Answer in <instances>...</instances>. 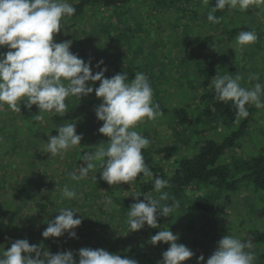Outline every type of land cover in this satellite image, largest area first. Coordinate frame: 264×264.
Masks as SVG:
<instances>
[{"label": "trees", "instance_id": "1", "mask_svg": "<svg viewBox=\"0 0 264 264\" xmlns=\"http://www.w3.org/2000/svg\"><path fill=\"white\" fill-rule=\"evenodd\" d=\"M147 1L67 0L76 13L66 25L76 27L87 22L90 31L85 30L78 39L82 45L89 44L87 50L92 51V42L97 47L107 45L114 50V62L94 68L93 74L106 67V78L113 77L115 69V75L126 72L131 80L136 72H142L151 83L153 103L159 105L162 115L154 121L139 123L135 130L150 141L142 154L152 177H138L131 185L110 186L100 178L98 166L80 182L70 179L69 173H78L84 164L83 155L109 140L99 133L103 122L97 119L95 109L102 100L95 92L80 100L68 98L65 116L45 114L42 121L35 120L39 112L35 105L29 110L22 102L20 112L6 104L0 106V254L15 240L26 239L53 254L71 250L77 262L79 249L102 248L122 258L135 259L139 264H159L170 245L160 242L153 246L150 237L179 224L176 221L182 219L184 203L196 198L195 205L205 212L218 208L213 200L194 196L202 188L230 193L252 186L264 191V146L242 160L232 154L239 149L247 131L262 127L264 132V126L260 125V120H264L262 108L247 106L249 116L237 122L232 103L216 99L210 86L211 80L220 74H239L240 83L246 88L257 82L264 84V68L259 67L257 81L250 79L254 76L249 75L247 66H240L251 59L252 65L264 62V2L253 4L244 12L229 11L226 7L215 13L222 17L220 23L211 24L206 17L216 0H208L207 4L204 0H149L151 11L145 10H150ZM163 26L167 28L165 39L154 37L155 31L159 32ZM207 31L215 39L224 36L221 38L227 44L212 46L215 53L210 75L205 78L203 62L197 59L206 51L201 35ZM241 31H254L257 40L236 53L232 47ZM137 38L138 54L148 52L145 61L136 58L135 51L130 52ZM98 86L96 82L95 87ZM63 123H76L77 134L83 139L81 146L69 150L61 159L51 157L43 149L48 136L58 135L56 126ZM167 125L171 133L162 134ZM214 127L218 132H212ZM220 127L227 132L219 130ZM156 177L168 182L163 191L169 193L170 199L162 203L171 204L174 198L178 207L172 216L157 214V228L145 225L139 231L129 232L127 213L137 202L133 196L140 193L157 197L159 194L153 190ZM65 184L75 189L76 199L61 201ZM139 199L143 201L144 196ZM62 207L79 212L76 217L82 223L74 229L77 237L70 238L66 232L62 237L45 239L42 232L47 222L54 220ZM259 239L264 242V232Z\"/></svg>", "mask_w": 264, "mask_h": 264}, {"label": "clouds", "instance_id": "2", "mask_svg": "<svg viewBox=\"0 0 264 264\" xmlns=\"http://www.w3.org/2000/svg\"><path fill=\"white\" fill-rule=\"evenodd\" d=\"M261 2L264 0H216L206 19L211 24H219L222 17L215 15L217 11L227 7L229 11L238 9L244 12L251 5ZM204 3L207 4L208 0ZM75 13V7L67 0H0V48L9 49L0 52V106L6 104L11 110L20 112L22 102L29 110L35 105L39 109L35 120L42 121L45 114L65 116L68 98L80 100L95 92L96 97L102 100L95 109L97 119L103 122L99 133L109 140L106 144L101 142L94 146V151L85 153L82 157L84 164L79 167L78 173H69L70 179L80 182L98 166L101 169L100 178L110 186L121 183L131 185L138 177L150 178L152 171L142 154L150 141L135 129L145 119L154 121L162 115L159 105L153 103L151 83L142 72H136L131 80L126 72L106 78V67L93 74L91 61L85 62L70 50L71 40L55 42L54 35L60 33ZM256 40L254 31H241L232 49L236 53L241 52ZM103 63V60L99 61L97 67ZM241 79L239 74H220L210 84L216 99L232 103L237 122L249 116L247 106L264 108V84L257 82L254 87L246 88L241 85ZM250 79L258 81L260 77L257 75ZM96 82H99L98 87H95ZM56 130L58 135L48 136L44 153L62 159L69 150L81 146L83 137L77 134L76 123L57 125ZM92 178L97 180V176ZM167 185L165 179L156 177L153 190L159 194L157 197L140 193L133 196L137 202L127 213L129 232L139 231L145 225L157 228V214L172 216L178 202L173 198L171 204L162 203L170 199L169 193L163 191ZM141 195L144 196L143 201L139 199ZM77 197L75 189L65 184L61 201ZM58 213L54 220L47 222L42 236L45 239L59 238L67 232L70 238H76L74 229L82 223L76 217L79 212L62 207ZM178 239V235L170 230H160L150 237L149 242L153 246L160 242L170 245L163 252L159 264H184L193 257L194 253L184 244L177 243ZM251 247V243L225 235L206 264H254V253L249 250ZM78 256L77 262L71 250L53 254L48 250L42 251V246L19 239L3 250L0 264H139L135 259L122 258L102 248H81ZM204 260L201 255L198 264H204Z\"/></svg>", "mask_w": 264, "mask_h": 264}, {"label": "rangeland", "instance_id": "3", "mask_svg": "<svg viewBox=\"0 0 264 264\" xmlns=\"http://www.w3.org/2000/svg\"><path fill=\"white\" fill-rule=\"evenodd\" d=\"M147 2L149 3L147 7L150 8V10H145L151 11L152 3L149 0ZM150 14L151 13L147 14L145 18L149 17ZM150 22L152 23V20H150ZM86 23H79L76 27L65 25L60 33L54 35V41L64 42L71 40L73 43L70 50L74 54H78L85 62L91 61L93 71L94 68H101L97 67L98 62L101 60H103L104 63L109 62L110 64L114 62L115 52L111 47H106L107 45H104L102 48L101 46L97 47L96 42L90 43L93 47L92 51L87 50V48H89L88 43L87 45L80 44L78 39L84 36L82 35L83 32H85V30L90 31ZM164 27L165 26L160 28L159 32L155 31L153 36L165 39L166 36L164 31L167 28ZM199 36L198 33V37ZM201 36H203L202 42L205 45L206 51L199 54V60L197 59V62H203L201 69L206 78L210 75V62L213 61V54L215 53L212 46L215 43L223 46V44H227V42L225 38H221L224 36H219L216 39L214 37L212 38V34L208 31ZM137 40L138 38L134 41L133 46L130 48V52L133 53L135 51V57L138 59L142 57V60L145 61V54L148 52L145 51L143 55L138 54L140 49L137 47ZM8 50L7 47L0 48V52H7ZM117 53L118 52H116V54ZM102 56H104V58ZM122 57L124 58V53H122ZM251 61L253 60L251 59L250 62L247 60L244 62V66H240H247L250 73L249 75L255 76L259 70L264 68V62H261L259 65L258 62H255L254 65H252L253 62ZM259 67L261 69H259ZM115 71V69L112 71L113 76L115 75ZM260 76H263V74ZM262 111L264 112V108H262ZM256 118L257 116L255 119ZM147 121L148 120L145 119L140 124H145ZM260 125L264 126V120H260ZM219 130H223L224 133L227 132L223 127L222 129L220 127ZM212 132L218 131H216L214 127ZM170 133L171 130L168 128V125L162 128V134ZM262 146H264L263 128L254 127L247 131L244 137L241 138L239 149L233 151L232 154L237 157V159L242 160L256 153ZM194 196L211 199L218 208L215 212H205L195 205L196 198H192L191 201L184 203L182 219H178L179 222L176 221V223L179 224H175V226L170 229L174 235H178L179 239L177 243L184 244L194 253L193 257L185 261L184 264H198V258L201 255L204 256V264H206L207 259L216 251L218 242L225 235L237 237L244 243H251L252 247L249 250L254 253V264H264V242L259 239V234L264 232V191L257 190L252 186H245L236 192L229 193L227 191H215L205 187L194 194Z\"/></svg>", "mask_w": 264, "mask_h": 264}]
</instances>
